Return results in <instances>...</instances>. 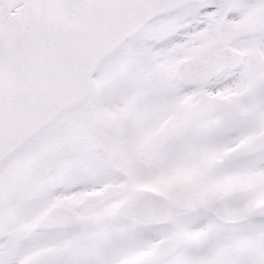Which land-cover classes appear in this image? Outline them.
<instances>
[{
    "label": "snow or ice",
    "instance_id": "6c2138e0",
    "mask_svg": "<svg viewBox=\"0 0 264 264\" xmlns=\"http://www.w3.org/2000/svg\"><path fill=\"white\" fill-rule=\"evenodd\" d=\"M0 264H264V0H0Z\"/></svg>",
    "mask_w": 264,
    "mask_h": 264
}]
</instances>
